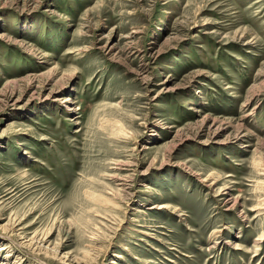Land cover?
Listing matches in <instances>:
<instances>
[{
  "label": "rangeland",
  "instance_id": "rangeland-1",
  "mask_svg": "<svg viewBox=\"0 0 264 264\" xmlns=\"http://www.w3.org/2000/svg\"><path fill=\"white\" fill-rule=\"evenodd\" d=\"M0 264H264V0H0Z\"/></svg>",
  "mask_w": 264,
  "mask_h": 264
},
{
  "label": "bare ground",
  "instance_id": "bare-ground-1",
  "mask_svg": "<svg viewBox=\"0 0 264 264\" xmlns=\"http://www.w3.org/2000/svg\"><path fill=\"white\" fill-rule=\"evenodd\" d=\"M173 88H175V87H173ZM173 90V89H172ZM100 197V196H99ZM106 200L104 199V202H105ZM103 202V203H104ZM105 204V203H104ZM158 206H156V205H152V206H148V208H157ZM159 207H164V206H159ZM143 212V210H139V213H142ZM141 232H145V231H141ZM146 233V232H145Z\"/></svg>",
  "mask_w": 264,
  "mask_h": 264
}]
</instances>
